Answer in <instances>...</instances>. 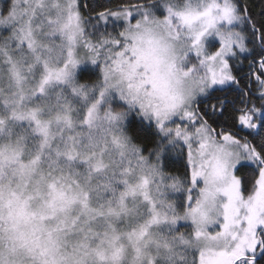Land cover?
Wrapping results in <instances>:
<instances>
[{"label":"snow or ice","instance_id":"snow-or-ice-1","mask_svg":"<svg viewBox=\"0 0 264 264\" xmlns=\"http://www.w3.org/2000/svg\"><path fill=\"white\" fill-rule=\"evenodd\" d=\"M0 264H264V0H0Z\"/></svg>","mask_w":264,"mask_h":264}]
</instances>
